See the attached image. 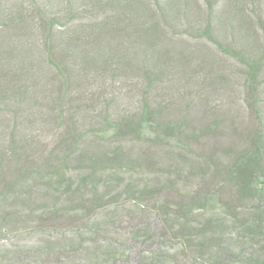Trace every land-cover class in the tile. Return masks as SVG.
Masks as SVG:
<instances>
[{
	"label": "trees",
	"instance_id": "trees-1",
	"mask_svg": "<svg viewBox=\"0 0 264 264\" xmlns=\"http://www.w3.org/2000/svg\"><path fill=\"white\" fill-rule=\"evenodd\" d=\"M27 1L0 0L2 104L24 97L19 82L38 87L44 68L62 102L77 70L139 71L147 88L181 69L207 79L201 50L169 44L177 31L243 65L254 96L264 0ZM105 123L116 144L95 129L88 143L70 125L44 154L12 134L0 146V264H264L259 124L247 144L216 156L195 149L210 127L145 100L138 115Z\"/></svg>",
	"mask_w": 264,
	"mask_h": 264
},
{
	"label": "rangeland",
	"instance_id": "rangeland-1",
	"mask_svg": "<svg viewBox=\"0 0 264 264\" xmlns=\"http://www.w3.org/2000/svg\"><path fill=\"white\" fill-rule=\"evenodd\" d=\"M53 1L60 6L59 0ZM196 1L203 9L202 0ZM27 2L20 0L26 7ZM220 6L221 2L215 14L224 10ZM71 23L67 27L77 24ZM167 37L170 45L201 50L211 61L207 66L209 77L205 79L204 73L198 71L190 75L181 69L164 74L147 88L139 71H115L113 75L92 77L88 72L77 70L78 75H74L68 85L66 102H62L61 94L58 96L50 83V70L44 68L36 75L38 87L36 83L17 84L18 88L22 86L26 90L19 102L13 101L11 94L5 104L0 102V146L12 134L31 141L35 147L33 153L44 154L55 144L64 127L70 125H74L88 143L95 140L89 133L95 129L103 132V140L116 144L110 140L105 122L138 115L144 100L150 105L165 107L170 119H186L200 129L210 127L211 131L195 146L198 152L211 151L218 156L226 148L243 146L258 124L264 134V65L257 76L253 96L244 87V66L214 44L180 31L168 33ZM40 41L38 34L35 43L38 45Z\"/></svg>",
	"mask_w": 264,
	"mask_h": 264
}]
</instances>
